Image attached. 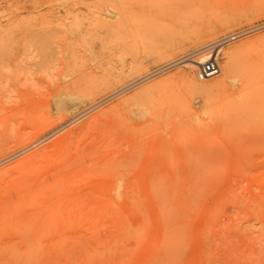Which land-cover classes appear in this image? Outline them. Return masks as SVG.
I'll return each instance as SVG.
<instances>
[{
    "label": "rangeland",
    "instance_id": "rangeland-1",
    "mask_svg": "<svg viewBox=\"0 0 264 264\" xmlns=\"http://www.w3.org/2000/svg\"><path fill=\"white\" fill-rule=\"evenodd\" d=\"M0 264H264V0H0Z\"/></svg>",
    "mask_w": 264,
    "mask_h": 264
},
{
    "label": "bare ground",
    "instance_id": "bare-ground-1",
    "mask_svg": "<svg viewBox=\"0 0 264 264\" xmlns=\"http://www.w3.org/2000/svg\"><path fill=\"white\" fill-rule=\"evenodd\" d=\"M231 38H234V37H231ZM213 47V46H212ZM214 47H215V45H214ZM206 50V49H205ZM208 50H209V47H208ZM201 52H202V50H201ZM201 52H199V53H201ZM205 52V51H204ZM211 53L209 52V54H204L202 57H200L199 55H197V56H199V59H196V58H194V59H191V58H189V59H186V58H184V60H182V62H184L185 61V59L187 60V61H189V62H185L186 64V66H191V67H194V68H197L198 67V65H201L204 61H206V60H208V59H210V58H212L213 59V56L212 55H210ZM198 58V57H197ZM179 63V62H178ZM184 64V63H183ZM231 67V66H230ZM232 68V67H231ZM230 68V70L232 71V69ZM158 72V71H157ZM156 73V72H155ZM108 74V73H107ZM103 75L102 77H99L98 78V80H97V78H93L94 80H92V79H90V81H89V79L87 80V79H85L86 81H88L89 83L88 84H86V85H80L81 86V88H77V90H75V89H72V88H68V89H65V90H59V89H55V90H53L50 94H48L47 96H46V98H41V99H39L38 100V102L35 104V106H34V108H32L31 109V111H30V113L33 115V121L31 122V124H29L30 122L29 121H31V120H28L27 122H28V124H29V129L30 130H28V132L26 133L25 131L23 132V129H25V128H27V126H28V124H27V126H24V127H22V129H20L21 131L20 132H23L24 134H27L26 135V137L28 136V134L30 135L28 138H26V139H28V140H31L32 141V136H34L35 135V137L37 136V134H41L42 132L43 133H45V130L49 127H51V126H53L54 125V123L55 122H57V120L58 119H60L61 121H63L61 118H64V117H68L70 114H72V113H74L79 107H81V103L83 102H79V100H78V98H77V96H79L78 94H81V95H83L84 94V91H88L89 92V90L90 89H92V87L94 86V87H97V86H101V84L102 85H104V83H106L107 81H108V79H109V74L108 75ZM111 75V74H110ZM146 75H148V74H146ZM153 75H155L154 73H151V75H150V73H149V77L151 76H153ZM154 77V76H153ZM145 78H148V76H146V77H144V79ZM210 79H212L211 77L210 78H207L206 80H205V83H207V82H209L210 81ZM84 80V81H85ZM149 80V79H148ZM139 81V80H138ZM142 81V80H141ZM82 82V81H81ZM80 82V83H81ZM86 82H84L83 84H85ZM135 83V82H134ZM82 84V83H81ZM97 85V86H96ZM106 85H108V84H106ZM105 85V86H106ZM128 86V85H127ZM103 86H101V88H102ZM124 87V86H123ZM129 87H131V86H129ZM129 87H126V88H129ZM247 87H249V86H247ZM74 88H76V87H74ZM88 88H89V90H88ZM100 88V89H101ZM106 88V87H105ZM240 88H242V90H243V88L244 87H240ZM239 88V89H240ZM246 88V87H245ZM244 88V89H245ZM103 90H105V89H103ZM103 90H102V92H103ZM121 90V89H120ZM122 90H123V88H122ZM126 90V89H125ZM241 89H240V91H237V93H239L240 92V95H238V97H240L239 99H240V101H238L236 104H230V103H232L233 101H232V99H231V101L232 102H229V105H231V106H229L228 105V103L226 102L225 103V106L226 105H228L227 107L228 108H230V107H233L234 105L236 106V108L238 109V110H241V109H239V108H241V107H243L244 105H246L247 103H248V99L246 98V96H244L245 94H244V92H246V91H243L242 93H241V91H242ZM92 91V90H91ZM90 91V92H91ZM94 91V90H93ZM95 91H97V88H96V90ZM89 92V95H87V98H89L90 96H91V93ZM99 92V90L96 92V94ZM102 92H100V93H102ZM118 92H121V91H118ZM118 92H116V93H118ZM248 92V91H247ZM251 92V91H250ZM253 92V91H252ZM115 93V92H114ZM115 93V94H116ZM236 93V94H237ZM249 93V92H248ZM95 94V93H94ZM242 94H244L243 96L245 97H243L242 96ZM254 94H255V92H254ZM85 95V94H84ZM246 95H247V93H246ZM250 94H248V96H249ZM113 96V95H112ZM251 96V95H250ZM251 97H253V95L251 96ZM255 97V96H254ZM253 97V98H254ZM84 98V97H83ZM252 98V99H253ZM81 99H82V97H81ZM80 99V100H81ZM84 99H86V98H84ZM86 100H89V99H86ZM86 100H84V101H86ZM78 101V102H77ZM88 102V101H87ZM85 103V102H84ZM84 106V105H83ZM224 106V107H225ZM238 106V107H237ZM89 107V106H88ZM87 107V108H88ZM85 108V107H84ZM226 108V107H225ZM227 108V109H228ZM233 108H235V107H233ZM233 108H231V110L230 111H232V112H235V110H236V112H238L237 111V109H235V110H233ZM245 108V107H244ZM248 108H249V106H248ZM89 109V108H88ZM85 110V109H84ZM245 110H247V109H245ZM245 110H241V111H245ZM80 112V111H79ZM79 112H77V115H78V113ZM76 115V112H75V114H74V116ZM76 115V116H77ZM31 116V115H30ZM72 116V115H71ZM73 116V117H74ZM16 122L14 123V125L16 126ZM53 124V125H52ZM63 124V123H62ZM62 124H60L59 123V125H62ZM14 125H6V127H4L5 128V132H4V130L2 131L6 136H8L7 137V139H9L10 138V136H15V138H16V131H14L13 130V128L15 129V127H14ZM57 125V124H56ZM48 128V129H49ZM53 128V127H52ZM47 129V130H48ZM15 130H17V129H15ZM54 130H56V129H54ZM13 131L15 132L13 135H10V134H12L13 133ZM29 131H30V133H29ZM6 132H7V134H6ZM54 132V131H53ZM3 133H1V134H3ZM68 134H69V132H67ZM4 134H3V137H4V139H5V137L6 136H4ZM10 136H9V135ZM48 134V133H47ZM46 135V134H45ZM71 134H69V136L67 135L66 136V139H67V137H68V142L70 141L69 139H71L72 140V138H75V133H73L72 134V137L70 136ZM14 136H13V138H14ZM61 136H63V135H61ZM18 137H19V134H18ZM20 137H21V134H20ZM20 137H19V139H20ZM30 137H31V139H30ZM44 137V136H43ZM46 137H47V135H46ZM69 137H71V138H69ZM13 138H11L12 140H9V141H11L10 143H12L11 144V147L13 148V144L16 142V140L18 139H13ZM59 138H60V136L58 137V140H59ZM62 138V137H61ZM6 139V140H7ZM19 139L17 140V142L19 141ZM21 139H23L22 137H21ZM21 139H20V141L18 142V143H22L23 141H24V139L21 141ZM34 139V138H33ZM43 139V138H42ZM57 139V138H56ZM55 139V140H56ZM64 138H62L61 140H63ZM66 139H64L63 141H61V143L62 142H64V143H66V144H68V142H66L67 140ZM14 140V141H13ZM36 140V139H35ZM66 140V141H65ZM34 141V140H33ZM57 141V140H56ZM55 141V142H56ZM60 141H58V142H56V143H60ZM15 143L14 145V149H15V147L17 148V149H19V147H18V145H20V144H18V143ZM25 143V142H24ZM24 143H23V145H24ZM52 143H54V141L52 142L51 141V144ZM56 143L55 144H52V145H56ZM64 143H62V146H61V144L58 146H52L53 148L54 147H56L55 149H57V147L58 148H60V147H63V146H65L64 145ZM26 144V143H25ZM50 143L48 144V145H51ZM17 145V146H16ZM23 145L21 144L20 146L21 147H23ZM26 146V145H25ZM10 147V148H11ZM20 147V148H21ZM50 147V146H49ZM48 148V147H47Z\"/></svg>",
    "mask_w": 264,
    "mask_h": 264
},
{
    "label": "built area",
    "instance_id": "built-area-1",
    "mask_svg": "<svg viewBox=\"0 0 264 264\" xmlns=\"http://www.w3.org/2000/svg\"><path fill=\"white\" fill-rule=\"evenodd\" d=\"M219 73V66L215 59H208L198 67L197 77L207 79Z\"/></svg>",
    "mask_w": 264,
    "mask_h": 264
}]
</instances>
